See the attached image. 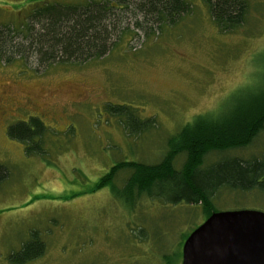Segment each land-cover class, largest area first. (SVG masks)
Instances as JSON below:
<instances>
[{
    "label": "rangeland",
    "instance_id": "374dc122",
    "mask_svg": "<svg viewBox=\"0 0 264 264\" xmlns=\"http://www.w3.org/2000/svg\"><path fill=\"white\" fill-rule=\"evenodd\" d=\"M42 1L83 0H0V24L19 25ZM189 1L190 14L175 23L134 16L130 8L119 25L127 33L101 60L42 70L33 58L26 66L0 63V166L7 172L0 181V264H17L8 256L33 237L44 252L20 264H182L186 236L209 211L264 212V193L254 189L221 187L206 209L163 196L129 201L125 168L110 185L91 191L115 163H156L183 124L205 114L219 119L235 96L264 89V0H247L244 22L225 32L202 0ZM149 30L154 34L147 36ZM109 104L152 119L154 127L128 134L106 110ZM30 116L46 127L42 154L25 153L6 134ZM262 155L264 128L246 147L211 151L201 168ZM183 161L178 156L177 167Z\"/></svg>",
    "mask_w": 264,
    "mask_h": 264
},
{
    "label": "trees",
    "instance_id": "16d2710c",
    "mask_svg": "<svg viewBox=\"0 0 264 264\" xmlns=\"http://www.w3.org/2000/svg\"><path fill=\"white\" fill-rule=\"evenodd\" d=\"M202 2L212 22L222 32L241 25L248 12L247 0ZM130 8L131 15L151 16L152 20L163 24L175 23L177 18L192 10L189 0L36 2L19 25L0 24V63L22 61L26 66V60L33 58L36 68L42 70L51 65L81 66L101 60L127 33V29L119 25L125 15L130 14ZM149 33L154 34V31H147V36ZM231 104L228 114L219 119L213 114H205L183 124L166 140V151L158 162L115 163L94 183L91 191L110 185L118 171L125 168L129 170V176L123 187L125 199L129 201L142 195L163 196L172 203L201 202L206 209L221 187L237 191L254 189L264 193V155L249 160L226 158L213 166L201 168L204 157L211 151L246 147L264 128V89L245 98L235 96ZM105 108L123 121L128 134H140L147 131V126L154 127L152 119L137 118L126 106L109 104ZM45 129L39 117L30 116L26 121L9 125L6 134L24 144L25 153L42 154ZM181 155L184 161L177 167L176 158ZM4 178H7V172L0 166V181ZM33 238L23 243L19 251L12 252L8 259L20 264L41 255L44 244Z\"/></svg>",
    "mask_w": 264,
    "mask_h": 264
},
{
    "label": "water",
    "instance_id": "95a60500",
    "mask_svg": "<svg viewBox=\"0 0 264 264\" xmlns=\"http://www.w3.org/2000/svg\"><path fill=\"white\" fill-rule=\"evenodd\" d=\"M182 264H264V212H213L185 238Z\"/></svg>",
    "mask_w": 264,
    "mask_h": 264
}]
</instances>
